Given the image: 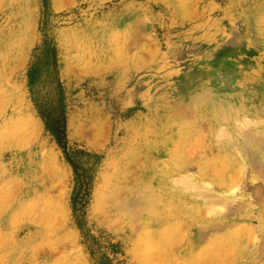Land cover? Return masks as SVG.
<instances>
[{
	"label": "rangeland",
	"instance_id": "374dc122",
	"mask_svg": "<svg viewBox=\"0 0 264 264\" xmlns=\"http://www.w3.org/2000/svg\"><path fill=\"white\" fill-rule=\"evenodd\" d=\"M0 264H264V0H0Z\"/></svg>",
	"mask_w": 264,
	"mask_h": 264
},
{
	"label": "trees",
	"instance_id": "16d2710c",
	"mask_svg": "<svg viewBox=\"0 0 264 264\" xmlns=\"http://www.w3.org/2000/svg\"><path fill=\"white\" fill-rule=\"evenodd\" d=\"M41 109H42V111H41L42 115H44V117L48 118V114L45 113V109H43V108H41Z\"/></svg>",
	"mask_w": 264,
	"mask_h": 264
}]
</instances>
